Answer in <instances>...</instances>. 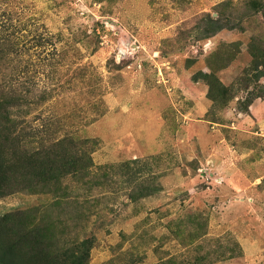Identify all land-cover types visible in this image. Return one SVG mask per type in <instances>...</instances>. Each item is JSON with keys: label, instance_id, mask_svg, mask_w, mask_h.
<instances>
[{"label": "rangeland", "instance_id": "obj_1", "mask_svg": "<svg viewBox=\"0 0 264 264\" xmlns=\"http://www.w3.org/2000/svg\"><path fill=\"white\" fill-rule=\"evenodd\" d=\"M0 264H264V0H0Z\"/></svg>", "mask_w": 264, "mask_h": 264}]
</instances>
